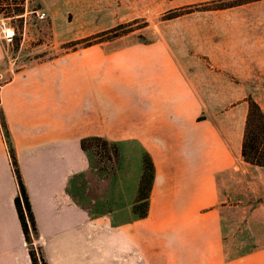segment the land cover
Segmentation results:
<instances>
[{"label":"crops","instance_id":"0c3cea01","mask_svg":"<svg viewBox=\"0 0 264 264\" xmlns=\"http://www.w3.org/2000/svg\"><path fill=\"white\" fill-rule=\"evenodd\" d=\"M158 2L38 0L53 25L68 23L79 37L151 21ZM242 43L248 48L219 54L176 48L161 35L45 58H29L23 49L8 61L0 57V115L50 264L71 245L85 248L95 264H264V237L255 236L256 246L243 255L226 254L230 186L242 163L264 169L242 158L249 99L264 102V37L253 33ZM198 57L231 77L216 85V99L207 95L208 69ZM208 103L239 106L207 115ZM88 137L117 145L113 176L91 168L90 153L81 148ZM145 155L155 176L148 214L140 218L133 208ZM82 176H89L87 209L74 192ZM17 194L0 121V259L19 256L25 244Z\"/></svg>","mask_w":264,"mask_h":264},{"label":"rangeland","instance_id":"374dc122","mask_svg":"<svg viewBox=\"0 0 264 264\" xmlns=\"http://www.w3.org/2000/svg\"><path fill=\"white\" fill-rule=\"evenodd\" d=\"M216 7L219 9H215ZM178 10L182 13L181 16L164 20L170 13ZM41 12L43 11L38 0H0V19L2 17L10 18L9 23L16 31V36L12 41L4 40L3 36H0V57L8 61L9 57L23 49L29 50V58H45V56L52 57L92 46L147 43L161 35L168 37L176 48L193 49V51L205 49L223 54L234 51V48L237 51L239 48L247 49L248 45L245 43L240 45V41H250L253 33L261 34L264 37V0H159L151 21L141 18L127 22L132 25L123 31H132L131 33L92 46L76 45V43L112 28L86 37H79V31L72 29L68 23L53 25L48 16L44 20H40L38 13ZM198 58L199 62L208 69L203 76L205 78L203 83L208 91L207 95L216 99V85L222 81L227 84L231 77L221 74V69L219 72L215 70L216 62L214 63L206 57ZM218 65L225 66L227 63L221 62ZM218 73L220 74L218 75ZM260 92L264 99V89H260ZM258 104L264 110V102ZM238 106V104L229 103H208L206 104V114L214 115L232 111ZM5 137L11 144L10 136L6 134V131ZM96 150L97 148H92L89 151L91 168L101 172L104 177L113 176L116 173L117 164L112 166L101 161L94 153ZM88 181L89 176L88 178L87 176L80 177L74 190L85 209L91 205L88 196ZM230 187L234 190V198L229 202L232 210L226 224V238L229 241L226 254L229 257H234L251 251L256 246L255 236L264 237V205L258 216H254L249 221L253 210L260 203H264V169L253 168L242 163L240 172L236 174V184L234 188ZM222 188H225L223 183ZM142 211L143 206L139 209L140 213ZM31 237L30 242L25 241L22 254L2 257L0 264H33L29 254L31 251L36 253L37 264H43L42 256L50 264L44 256L43 247L38 241V237H34L32 234ZM85 253L87 254L84 255ZM58 260L59 263L56 264H95L90 262L88 251L85 248L72 245L65 248L64 256H59Z\"/></svg>","mask_w":264,"mask_h":264},{"label":"trees","instance_id":"16d2710c","mask_svg":"<svg viewBox=\"0 0 264 264\" xmlns=\"http://www.w3.org/2000/svg\"><path fill=\"white\" fill-rule=\"evenodd\" d=\"M215 9L219 8L216 7ZM181 14L182 13H180L179 10L172 12L164 20L177 18L181 16ZM131 25V23L119 24L110 30L92 36L90 39L80 41L76 43V45L85 44V46H92L93 44L117 39L131 33L132 31H123L125 29H128ZM248 103L249 108L242 144V158L246 163L252 166L264 167V110L252 98L249 99ZM0 121L2 124V128L6 131V134H8L3 115H0ZM8 145L14 174L18 183V194L15 198V206L18 218L21 223L25 241L30 242L32 240L31 234L34 237H38V226L32 209L28 191L21 177L14 150L9 142ZM81 148L85 153H88L92 148H97L94 153L97 155V157H99L101 161L105 162L106 164L108 163L113 166L116 165L119 161V150L117 145L105 140L104 138H84L81 140ZM154 176L155 168L152 160L150 156L145 155L144 171L140 181L138 196L133 208L134 213L140 218H144L148 214L149 198ZM141 206H143V211L140 213L139 209ZM29 254L33 264H37V256L35 251H31ZM41 261L43 264H48L43 256L41 257Z\"/></svg>","mask_w":264,"mask_h":264},{"label":"built area","instance_id":"2783aa9c","mask_svg":"<svg viewBox=\"0 0 264 264\" xmlns=\"http://www.w3.org/2000/svg\"><path fill=\"white\" fill-rule=\"evenodd\" d=\"M38 18L40 20H44L47 18L45 12L38 13ZM9 19L7 17H2L0 19V34L3 36L4 40L12 41V39L16 36V31L13 26L9 23Z\"/></svg>","mask_w":264,"mask_h":264}]
</instances>
